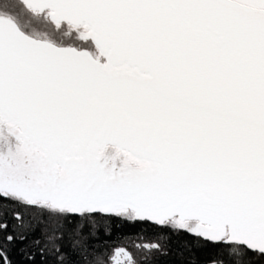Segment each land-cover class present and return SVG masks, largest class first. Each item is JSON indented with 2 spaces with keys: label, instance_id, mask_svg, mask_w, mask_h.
I'll return each instance as SVG.
<instances>
[{
  "label": "snow or ice",
  "instance_id": "1",
  "mask_svg": "<svg viewBox=\"0 0 264 264\" xmlns=\"http://www.w3.org/2000/svg\"><path fill=\"white\" fill-rule=\"evenodd\" d=\"M264 264V0H0V264Z\"/></svg>",
  "mask_w": 264,
  "mask_h": 264
},
{
  "label": "trees",
  "instance_id": "2",
  "mask_svg": "<svg viewBox=\"0 0 264 264\" xmlns=\"http://www.w3.org/2000/svg\"><path fill=\"white\" fill-rule=\"evenodd\" d=\"M13 258L17 261V264H26L23 256L19 254L18 252L14 254Z\"/></svg>",
  "mask_w": 264,
  "mask_h": 264
}]
</instances>
